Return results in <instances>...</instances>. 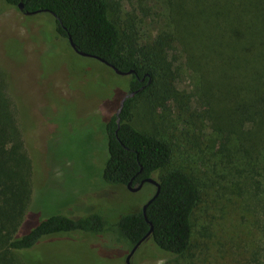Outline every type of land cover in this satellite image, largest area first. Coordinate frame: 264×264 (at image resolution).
<instances>
[{"label":"trees","instance_id":"16d2710c","mask_svg":"<svg viewBox=\"0 0 264 264\" xmlns=\"http://www.w3.org/2000/svg\"><path fill=\"white\" fill-rule=\"evenodd\" d=\"M20 2L24 4L22 10ZM0 3V11L7 7L23 13L46 10L27 15H40L49 22L46 30L56 35L55 45L91 60L92 65H105L112 74L127 80L129 94L134 91L135 94L124 101L119 115L115 114L105 124L108 157L102 177L107 184L124 188L130 181L134 186L148 177L159 182V192L155 195V186L150 197L155 196L147 204L145 214L140 206L121 214L114 224L98 213L77 217L53 214L18 236L32 194V163L17 104L8 92L9 77L0 67V264H23L22 256L15 258L13 253H25L40 239L70 232L99 234L116 230L129 251L151 226L149 240L162 255L180 257L191 252L194 243L191 218L207 185L183 165L185 162L174 164L172 143L163 136L141 130L133 124L132 117L137 99H146L155 108L181 101L183 96L187 100L181 104V110L194 115L189 104L193 91L187 94L177 85L185 73V63L169 55L173 49L176 55L183 54L190 65L193 47L200 48V57L204 59L195 69L196 83L200 85L202 79L218 74L219 66L224 77L221 86L230 99L229 125L218 126V134L224 133L225 141L215 154L219 159L214 168L216 180L220 183L225 179L231 193L237 189L243 195L250 190V205L254 199L256 208L254 215L249 209L257 234L253 244H249L250 250L238 253L232 261L216 264H264V0H171L167 5L170 30L162 29L150 39L132 24L121 26L111 19L108 0H0ZM69 36L80 51L130 73L118 74L104 61L78 54L70 45ZM194 90L205 98L198 85ZM232 135L243 140L235 148L228 143ZM207 140L212 146L214 142ZM240 176L245 177L242 183L247 186H240Z\"/></svg>","mask_w":264,"mask_h":264},{"label":"rangeland","instance_id":"374dc122","mask_svg":"<svg viewBox=\"0 0 264 264\" xmlns=\"http://www.w3.org/2000/svg\"><path fill=\"white\" fill-rule=\"evenodd\" d=\"M108 2L111 19L121 26L132 24L145 38L170 30L167 5L171 0ZM49 25L40 15H27L15 7L0 11V67L9 77L8 92L17 104L32 163V194L18 236L53 214L77 217L98 213L114 224L121 214L143 206L154 191L150 183L139 192H130L104 181L102 171L108 157L105 124L129 93L127 80L112 74L105 65H92L91 60L55 45L56 35L46 30ZM192 49L190 65L173 49L169 55L185 63V73L177 85L187 94L193 91L189 104L194 115L180 108L185 96L155 108L141 98L135 102L132 122L172 143L174 164L185 162L183 165L207 185L191 218L193 247L184 256H165L149 240L135 253L133 264L232 261L238 253H247L257 236L250 218L256 209L254 199L250 205V190L243 195L237 189L231 193L225 179L217 182L214 171L219 160L215 154L225 141L218 126L226 127L230 121L229 95L221 86L224 77L217 66L218 74L197 84L195 69L204 59L199 47ZM197 85L205 98L194 90ZM208 138L214 142L212 146ZM242 141L232 135L229 147L235 148ZM242 168L246 166L242 164ZM244 179L238 178L240 186H247ZM118 236L116 230L70 232L40 239L25 253L13 254L15 258L22 256L25 264H125L128 249Z\"/></svg>","mask_w":264,"mask_h":264},{"label":"water","instance_id":"95a60500","mask_svg":"<svg viewBox=\"0 0 264 264\" xmlns=\"http://www.w3.org/2000/svg\"><path fill=\"white\" fill-rule=\"evenodd\" d=\"M18 6H19V9L22 10L23 7H24V4H23L22 2H20V3L18 4ZM42 11H43V12H46V10L25 11V14H35V13L42 12ZM69 42H70V45L72 46V48H73L78 54H80V55H82V56H85V57H95V58H98V59L104 61V62H105L106 64H108L109 66H111V67H112V68H113L118 74H128V73H130V71L125 72V71L119 70L118 68H116L115 66L111 65L109 62L103 60L102 58H100V57H98V56H94V55H92V54H89V53H86V52L80 51V50L76 47L75 43L72 41L71 36H69ZM134 94H135V91L132 92V93H130V94H126V95L122 98V100H121V102H120V105H119V109L117 110V113H116L117 116L119 115L120 110H121V108H122L123 105H124V101H125L129 96H133ZM117 123H119V118H117ZM146 181H147V182H151V183H153V184L157 187V190H156V193H155V195H156V194L159 192V182H158L157 180H155L154 178H152V177H148V178L146 179ZM143 182H144V181H141V183H140L138 186H136L135 188H132V190H133V191H136V190L140 189L141 186L143 185ZM130 186H131V181L128 183V187H130ZM155 195H154V196H155ZM154 196H152V197H151V198H150V199H149V200L143 205V212H144V214H145V209H146L147 204H148L149 202H151V200L153 199ZM151 231H152V226H151L149 232L145 235V237H143L140 241H138V242L132 247V249L129 251L128 255L126 256V259H125L126 264H131V258H132V256H133L134 252H135L136 249L139 247V245H140V244H141L146 238H148V237L150 236Z\"/></svg>","mask_w":264,"mask_h":264},{"label":"flooded vegetation","instance_id":"af4514ba","mask_svg":"<svg viewBox=\"0 0 264 264\" xmlns=\"http://www.w3.org/2000/svg\"><path fill=\"white\" fill-rule=\"evenodd\" d=\"M24 13H25V12H24ZM128 74H129V73H128ZM128 94H129V93H128ZM120 102H121V101H120ZM118 109H119V108H118ZM120 111H121V110H120ZM116 113H117V112H116ZM146 179H147V178H146ZM146 179L141 180V181H144V182H143V185L141 186L140 189H138V190H136V191H133L132 188H135V187L138 186L140 183H139V184H136V185H134V186L131 185L130 187H128V185H126V187H125V188L123 187V188L126 189V190H128V191H130V192H139V191L143 190L144 187L146 186V184H148V183H150L153 187H155V185H154L153 183H151V182H147ZM150 198H151V197H150ZM150 198H148V200H149ZM148 200H146V201H148ZM144 204H145V203H144ZM145 241H146V242L149 241V237L146 238V239H145V240L139 245V247L136 249V251L134 252V254H133L132 258H131V264L134 263V262H133V257H134V255H135V253H136V252L138 251V249L144 244ZM146 242H145V243H146ZM131 249H132V247H131ZM131 249H130V250H131ZM130 250H129V251H130ZM129 251H128V253H129ZM128 253H127V255H128ZM127 255H126V256H127ZM126 256H125V259H126ZM125 259H124V262H125ZM125 264H126V262H125Z\"/></svg>","mask_w":264,"mask_h":264}]
</instances>
